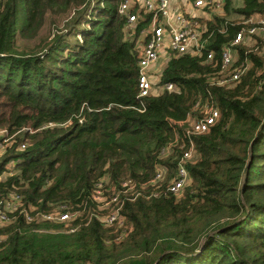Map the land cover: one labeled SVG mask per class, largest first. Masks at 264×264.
Listing matches in <instances>:
<instances>
[{"label": "trees", "instance_id": "trees-1", "mask_svg": "<svg viewBox=\"0 0 264 264\" xmlns=\"http://www.w3.org/2000/svg\"><path fill=\"white\" fill-rule=\"evenodd\" d=\"M121 1L0 0V198L21 195L35 216L0 225V264H264V58L244 42L245 72L216 82L224 48L248 21L264 26V0H221L201 55H172L162 90L143 97L140 28L129 40ZM47 24L49 42L19 50ZM253 39L260 50L261 31ZM209 106L216 124L190 134ZM191 148L189 182L172 194ZM100 184L119 196L122 224L101 221ZM56 209L77 212L74 232L36 216Z\"/></svg>", "mask_w": 264, "mask_h": 264}, {"label": "built area", "instance_id": "built-area-1", "mask_svg": "<svg viewBox=\"0 0 264 264\" xmlns=\"http://www.w3.org/2000/svg\"><path fill=\"white\" fill-rule=\"evenodd\" d=\"M216 2L217 0H185L181 5L176 3L175 0L121 1L119 13L126 18L127 26L135 25L136 30L140 28L137 48L139 51V88L142 97L147 96L153 90L154 82H152V79L156 77V73H159V63L164 55H168L170 58L172 55H201L205 49L203 34L206 22L204 23L203 13L208 6ZM247 23L250 26L238 32L232 44L224 48L221 53L220 76L217 78V85L223 86L236 83L246 70L244 64L241 66L235 64V47L246 42L247 38H253L260 31L264 37V26L262 25L264 24V17L257 22V24L262 25L261 27L254 24L255 22L253 23L252 20ZM213 59L214 52H208L207 60ZM161 75L162 73L160 77ZM166 88L173 90L174 85L169 83ZM205 111V116L193 124L192 130L189 131L190 134L201 135L207 133L218 121L220 113L217 107L209 106ZM192 157L193 148L184 152L178 166L177 175L168 187L170 193L179 195L189 182L187 163ZM164 176L165 171L158 169L154 183L161 181ZM127 185V183L123 184L124 187ZM94 199L102 209L111 208V212L101 217L103 223L106 225L116 222L118 224L123 223L124 218L120 214L122 203L119 202L117 194L107 197L102 189V184H100L95 191ZM29 208L19 194L12 193L7 197L0 198V225L6 223L10 216L15 213L24 215L28 222L33 221L35 216L32 215ZM36 216L40 220L49 223H65L66 231H75L74 228H69V222L76 219L77 212L56 209L49 213H37Z\"/></svg>", "mask_w": 264, "mask_h": 264}, {"label": "rangeland", "instance_id": "rangeland-1", "mask_svg": "<svg viewBox=\"0 0 264 264\" xmlns=\"http://www.w3.org/2000/svg\"><path fill=\"white\" fill-rule=\"evenodd\" d=\"M176 3L181 4L184 3L185 0H175ZM238 3V2H237ZM183 5V4H181ZM224 15V7H223V2L221 0H217L216 3L212 4L211 6H208L206 11L203 13V18H204V23L208 20H212L215 16H222ZM255 21L259 22L260 17H255L254 18ZM64 23L60 24V26L58 27H62L63 28ZM56 28V27H55ZM51 27L49 24H47L45 26V28L42 30V32L40 33V35L34 39V40H30V41H23V40H19V50L22 51V49L24 51H28V52H34V51H39L41 46L44 45V42L47 40V42H49L51 40V38L53 36H50L51 34L57 33V30ZM136 30V26L132 25V26H127L126 27V31L128 32V39L129 40H133L136 39L134 38V32ZM126 32V33H127ZM130 35V36H129ZM140 35V33H139ZM138 35V36H139ZM51 37V38H50ZM72 36H69V38H71ZM139 42V38L137 37V44ZM246 48L248 49L249 52H254L256 53L259 57H261L262 59L264 58V46L260 48V50H257L255 47L258 45L257 42L255 41V39L251 38L246 40ZM255 45V47L252 48V46ZM170 56L168 55H164L161 58V61L159 63V73H156V77H153L152 82H154V86H153V92L154 93H159L162 88L159 87L158 83H159V77L160 74L162 73L163 68L165 67V65L167 64V62L169 61ZM6 136V130L5 129H1L0 130V137H5ZM5 143L3 144V142H0V155H3L4 151H5V147H4Z\"/></svg>", "mask_w": 264, "mask_h": 264}, {"label": "water", "instance_id": "water-1", "mask_svg": "<svg viewBox=\"0 0 264 264\" xmlns=\"http://www.w3.org/2000/svg\"><path fill=\"white\" fill-rule=\"evenodd\" d=\"M249 167H247V169H248Z\"/></svg>", "mask_w": 264, "mask_h": 264}]
</instances>
